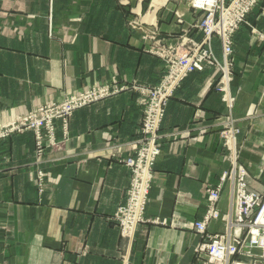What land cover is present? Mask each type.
<instances>
[{
  "label": "crops",
  "instance_id": "0c3cea01",
  "mask_svg": "<svg viewBox=\"0 0 264 264\" xmlns=\"http://www.w3.org/2000/svg\"><path fill=\"white\" fill-rule=\"evenodd\" d=\"M0 0V122L89 86L155 85L163 73L139 18L176 43L201 42L204 11L183 0ZM255 29V30H254ZM264 0L234 36L241 162L264 192ZM213 49L222 59L220 41ZM217 67L190 74L170 99L160 128L145 222L134 238L113 219L131 172L124 159L142 138L146 96L129 87L73 113L68 138L39 160L33 131L0 143V264H192L201 241L195 222L207 189L229 166L221 136L228 115L215 89ZM56 137L63 131L57 123ZM45 172L43 187L38 171ZM225 190L219 207L228 208ZM213 221L208 232L223 231Z\"/></svg>",
  "mask_w": 264,
  "mask_h": 264
},
{
  "label": "rangeland",
  "instance_id": "374dc122",
  "mask_svg": "<svg viewBox=\"0 0 264 264\" xmlns=\"http://www.w3.org/2000/svg\"><path fill=\"white\" fill-rule=\"evenodd\" d=\"M183 1L191 2L195 9L204 11L202 19L195 26L204 34V38L201 42H195L185 35H183L176 43L168 42L160 37V33L156 26L152 25L153 28L151 29L150 27H146L148 24L141 21L139 18L130 20L131 26L142 31L143 38L151 43L149 51L156 55L161 61L164 70L159 83L155 85L136 84L129 86L125 83L121 84L115 82L89 86L79 92L67 95L61 101L46 103L35 109L29 110L27 113L20 115L13 120L0 122V143L17 133L33 131L35 134L36 155L40 160L46 149L61 145L67 140L70 117L78 109L117 95L129 87H132L145 95L146 103L141 124L142 138L139 141V147L136 152L124 159V164L131 172L130 183L127 188L124 202L118 206L113 216V219L120 227L122 235L132 240L137 226L146 220L145 211L148 201L146 203L144 217L137 223L133 234L124 233L120 220L117 218V214H119L120 207L127 204L130 198V190L133 188L132 180L135 176V170L134 165L130 164V160L132 159L135 161V168L138 161L140 163V149L143 145V137L145 136L143 128L148 106L150 104L149 100L150 97H152L151 93L160 92V89L158 88H160L164 82L169 81V83L175 82L173 84L178 83L173 93H171L166 100L164 116L158 129V143L161 152L160 128L165 117L168 103L175 94V91L193 72L203 71L206 66L217 67L219 69V76L215 84V89L221 94V97L225 101V106L228 112V115L225 116L226 118L222 123L223 127L221 129V136L223 137L224 145L229 152L228 157L230 166L222 173L218 183L207 189V208L204 215L209 208L210 191L220 189L219 199L216 205L220 217L210 219L206 225L205 232L203 233L197 232L196 224L203 219L204 215L201 219L195 222V231L201 235L202 239L194 249V259L192 264H264V245L262 243V238L264 239V192L257 191L250 186L252 177L249 170L240 159L241 145L238 138L240 128L237 126L236 120L231 117V112L233 111L236 102V96L231 90V85L235 76L234 61L232 57L235 43L234 36L242 24L248 23L250 13L263 0H214L210 5L208 2L206 3L207 0ZM144 2L150 4L151 0H144ZM198 3L201 4L198 5ZM202 3H204V5H202ZM210 20L213 22V27H211L212 31H209V26L211 24L209 23ZM213 37H217L220 41L223 53L222 59L216 55L213 49ZM262 38L264 39V36ZM188 63L193 64L195 70L186 73L179 80H176L179 68H182ZM161 96L164 97L165 95L162 93ZM57 123H60L63 131V137L61 140H58L56 137ZM159 154L155 155L153 158L154 166ZM143 164L144 162L141 161L140 165ZM37 177L39 185L43 187L45 182V172L39 170ZM225 190L228 192L229 203L228 208L223 211L219 207V203ZM241 190L243 192V197L238 198L241 194ZM245 191L246 193H254L259 196L258 204L254 205L248 215L245 214ZM150 193L151 189L149 191L148 200ZM260 213H262V216ZM259 215L261 217H259ZM213 221H222L224 225L223 231L209 233L207 231L208 225ZM256 236L258 237L255 240L256 243L250 248V250H243L246 242H252V238ZM223 237L225 238L224 241H231L232 245L237 248V251L232 255L229 263H227L226 260L222 262L211 261L210 244H212L213 241H220Z\"/></svg>",
  "mask_w": 264,
  "mask_h": 264
},
{
  "label": "built area",
  "instance_id": "2783aa9c",
  "mask_svg": "<svg viewBox=\"0 0 264 264\" xmlns=\"http://www.w3.org/2000/svg\"><path fill=\"white\" fill-rule=\"evenodd\" d=\"M210 29L213 27L212 20L209 21ZM193 64H186L182 68L178 70V76L176 80H179L186 73L191 72L194 69ZM175 82L169 83L164 82L163 85L160 86V92L151 93L152 97L149 100V106L145 117L143 133L144 137L142 140V147L140 149V163L144 162L143 165H140L139 161L136 164L135 161L130 160V164L134 165L135 176L132 180L133 188L130 190V198L126 205L120 207L119 214H117V218L120 220L121 226L123 227L124 233L133 234L136 228V225L139 221L144 217V211L146 208V203L148 201L149 191L151 189V183L153 180V166L154 161L153 158L155 155L160 153V145L158 143L159 133L158 129L161 123V120L164 116L165 105L168 96L173 93L177 84H173ZM165 95L162 97L161 95ZM159 94V96H158ZM161 94V95H160ZM161 97V98H160ZM140 170V171H139ZM135 187V188H134ZM136 189V190H135ZM241 190L240 196L238 198L243 197ZM220 189L212 190L209 194V208L204 215L203 219L198 221L196 224V230L199 233L205 232V228L207 223L212 218L220 217V213L216 208L218 199H219ZM259 196L254 193H246L245 191V214H249V211L252 210L255 204H258ZM262 216V213H260ZM259 215V217H261ZM258 236V234H257ZM253 237L252 242H246L243 250H250V248L256 243V239L258 237ZM223 237L220 241H213L210 244V260L222 262L226 260L229 263L232 255L235 254L237 248L232 245L231 241H224ZM262 243L264 245V239L262 238Z\"/></svg>",
  "mask_w": 264,
  "mask_h": 264
},
{
  "label": "bare ground",
  "instance_id": "6f19581e",
  "mask_svg": "<svg viewBox=\"0 0 264 264\" xmlns=\"http://www.w3.org/2000/svg\"><path fill=\"white\" fill-rule=\"evenodd\" d=\"M213 1H214V0H207L206 3L208 2L209 5H210V4L213 3ZM159 3H160L159 1H156V2H155V4H157V5H158ZM196 3H197V2H196ZM206 3H205V4H206ZM200 4H201V3H200ZM200 4L198 3V5H200ZM202 5H204V3H202Z\"/></svg>",
  "mask_w": 264,
  "mask_h": 264
}]
</instances>
